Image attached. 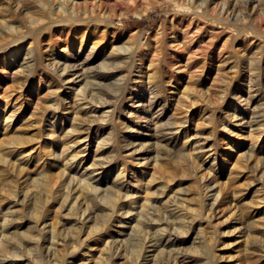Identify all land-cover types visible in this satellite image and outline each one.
<instances>
[{"label": "rangeland", "instance_id": "1", "mask_svg": "<svg viewBox=\"0 0 264 264\" xmlns=\"http://www.w3.org/2000/svg\"><path fill=\"white\" fill-rule=\"evenodd\" d=\"M58 1L0 0V262L151 264L142 205L158 264H264V0Z\"/></svg>", "mask_w": 264, "mask_h": 264}, {"label": "bare ground", "instance_id": "2", "mask_svg": "<svg viewBox=\"0 0 264 264\" xmlns=\"http://www.w3.org/2000/svg\"><path fill=\"white\" fill-rule=\"evenodd\" d=\"M46 1H49V0H46ZM59 3H58V8L59 9H62V10H65V0H62V1H58ZM53 3V2H52ZM67 5V4H66ZM31 48H29V50H30ZM14 52V51H13ZM61 52V51H60ZM59 52V53H60ZM63 52V51H62ZM12 58V57H11ZM15 59V58H14ZM64 67H67V65L66 66H64ZM96 97V96H95ZM91 98H94V94H92L91 95ZM20 152V151H19ZM22 153V152H21ZM0 157H1V154H0ZM40 173L38 172V175H39ZM42 174V173H41ZM37 175V176H38ZM42 176H44V177H47V175H46V173H43L42 174ZM90 177V176H89ZM39 179H40V177H39ZM93 179V178H92ZM42 180V179H41ZM79 182H81V184H80V188H81V190L83 191V192H86L87 190H90V189H92V190H95V196H97V195H99V192H98V194H97V192H96V190H97V185H96V183L95 182H91V180L90 179H88V178H83V179H81ZM95 183V184H94ZM116 183V182H115ZM113 184V183H112ZM117 185V184H116ZM50 186V185H49ZM70 186V185H69ZM78 187V188H79ZM79 188V189H80ZM117 188V187H116ZM106 189V188H105ZM114 190V189H113ZM116 193V192H115ZM79 195H81V193L79 194ZM218 195V194H217ZM37 196V195H36ZM39 196V195H38ZM70 197V196H69ZM147 197V196H146ZM218 197V196H217ZM42 198V197H41ZM78 198H79V196L77 197V199L75 200V202H77V200H78ZM81 198V197H80ZM84 198V197H83ZM216 198V197H215ZM71 199V198H70ZM82 199V198H81ZM90 200H91V198H90ZM73 201V200H72ZM85 202H86V200H84ZM83 201V202H84ZM100 203L98 204L102 209H103V207H105V206H108V205H117L116 204V201H118L117 200V196L116 195H114V192L112 191V190H108V189H106L102 194H100ZM74 202V203H75ZM69 204L71 203V201L70 202H68ZM81 203H82V201H81ZM119 203V202H118ZM144 203V202H143ZM142 203V204H143ZM149 203V202H148ZM79 204V203H78ZM86 204V203H85ZM146 204V203H145ZM71 205V204H70ZM74 204H72V206H73ZM98 206V207H99ZM146 206V205H145ZM81 207V206H80ZM142 207V205L140 206V209L138 210L137 209V215L136 214H134V215H136V216H138L135 220H136V224L132 227V232H131V234H130V241H129V248H130V250H129V252H133V254H134V252L138 255V256H141V254H144V252L146 253L147 251H145L146 249V247L144 246V243H145V240L147 239V240H149V241H154V245L156 246V248L158 249L159 248V246H160V244L162 243V248L164 247V245L167 243V240L164 242V237H166L165 236V234L163 233V232H160L159 230L158 231H156V229H158V228H153L152 226H151V228H153V230H155L156 232H153L152 233V230H150L149 228H148V225L149 224H147V218L149 217H145V211H143L144 210V208L142 209L141 208ZM146 207H148V206H146ZM70 208V207H69ZM85 208V207H84ZM87 208H88V205H87ZM86 208V209H87ZM96 208V207H95ZM94 208V209H95ZM100 208V209H101ZM106 208V207H105ZM135 208V207H134ZM137 208V207H136ZM75 209H76V206H75ZM91 209V208H90ZM99 209V210H100ZM101 209V212L103 211ZM110 209V208H109ZM132 209V208H131ZM85 210V209H84ZM97 210H98V208H97ZM98 210V211H99ZM108 210V209H107ZM106 210V211H107ZM111 210V209H110ZM133 210V209H132ZM145 210L147 211V208H145ZM77 211V210H76ZM92 211H93V209H92ZM116 211V210H115ZM128 211V210H127ZM130 211V210H129ZM136 211V210H135ZM74 212V211H73ZM78 212V211H77ZM88 213V212H87ZM91 213V212H90ZM94 213V212H93ZM148 213H151V211H149L148 210ZM187 213V212H186ZM92 214V213H91ZM154 214V213H153ZM173 214V213H172ZM177 214V213H176ZM180 214H183V213H180ZM86 215V214H85ZM90 215V214H89ZM102 215V214H101ZM149 215V214H148ZM179 215V214H178ZM183 215H185V216H187V214H183ZM193 215V214H192ZM92 216V215H91ZM90 216V217H91ZM94 216V215H93ZM174 216H175V214H174ZM154 217V216H153ZM180 218H186V217H182V215L181 216H179ZM8 218V217H7ZM83 218V217H82ZM135 218V217H134ZM173 218H175V217H173ZM187 218H188V216H187ZM5 219V218H4ZM191 219V218H190ZM84 220V219H83ZM178 220H180V219H178ZM188 220V219H187ZM186 220V221H187ZM2 221V220H1ZM53 221V220H52ZM87 221V220H86ZM95 221V220H94ZM181 221V220H180ZM190 221V220H189ZM130 222V221H129ZM191 222V221H190ZM2 223V222H1ZM1 223H0V226H1ZM7 223V222H6ZM5 222H4V224H6ZM11 223V222H10ZM47 223V222H46ZM11 224H13V223H11ZM95 224V223H94ZM133 224H134V222H133ZM132 224V225H133ZM151 224V223H150ZM175 224V223H174ZM186 224V223H185ZM184 223H182V222H180V225H178V226H180L181 228H182V230L183 229H187L186 228V225H185ZM47 225V224H46ZM53 225V224H52ZM71 225H73V224H71ZM145 225H147V226H145ZM152 225H154V224H152ZM158 225H159V223H158ZM192 225V224H191ZM48 226V225H47ZM150 226V225H149ZM188 226H190V224L188 225ZM2 227V226H1ZM0 227V228H1ZM49 227V226H48ZM92 227V226H91ZM94 227V226H93ZM98 227V226H97ZM130 227V226H129ZM180 228V229H181ZM2 229V228H1ZM52 229V234H48V235H51L50 236V238H46V239H49V242H47V243H49V246H48V251H47V254L46 255H48L49 257H51L52 256V249H51V247L53 248L54 247V243H55V241H56V236H57V232H55L56 230L54 229V228H51ZM179 229V230H180ZM194 229V228H193ZM50 230V229H49ZM91 230V229H90ZM92 230H93V228H92ZM95 230H96V228H95ZM165 230V229H164ZM177 230H178V227H177ZM190 230V229H189ZM196 230V229H195ZM198 230V229H197ZM3 231V230H2ZM1 231V232H2ZM5 231V230H4ZM15 231V230H14ZM28 231V230H27ZM31 231H33V230H31ZM31 231H29V232H31ZM176 231V230H175ZM180 232V231H179ZM183 233H184V231H182ZM181 232V233H182ZM190 232V231H189ZM197 232V231H196ZM196 232H194V233H196ZM10 233V232H9ZM27 233V232H26ZM91 233V232H90ZM171 233V232H170ZM170 233H168V234H170ZM182 233V234H183ZM193 233V234H194ZM7 234V235H6ZM24 234V232H22V235ZM30 234V233H29ZM33 234V233H32ZM36 234V233H35ZM34 234V235H35ZM2 235V237H0V255L2 254V253H5L4 255L5 256H7V255H9V256H11L12 258H13V256H18V255H20L21 253H19V252H17L16 253V251H11L10 250V248L9 247H11L9 244L11 243L10 242V238H11V236L9 235L8 236V233H7V231H6V233H5V235H4V233H2L1 234ZM28 235V234H27ZM26 235V236H27ZM37 235V234H36ZM42 235V234H41ZM188 235V234H187ZM19 236V235H18ZM25 236V235H24ZM43 236H44V234H43ZM164 236V237H163ZM168 236H170V235H168ZM199 236V235H198ZM198 236L196 237V238H198ZM28 237V236H27ZM32 237H33V235H32ZM32 237H30V238H32ZM46 237V236H45ZM14 238V237H13ZM167 238H169V237H167ZM194 239H195V237H193ZM33 239H34V237H33ZM41 239V238H40ZM44 239V238H43ZM26 240H27V238H26ZM13 241V240H12ZM42 241V240H41ZM149 241H147V242H149ZM28 241H25V243H27ZM33 242V241H32ZM31 242V243H32ZM46 242H45V244H46ZM199 242V241H198ZM197 242V243H198ZM21 243V242H20ZM169 243V242H168ZM167 243V244H168ZM202 243H204V242H202ZM16 244V243H15ZM23 244V243H22ZM38 245H39V243H37ZM41 244H42V242H41ZM150 244H151V242H150ZM164 244V245H163ZM173 244V243H172ZM21 245V244H20ZM28 244H26V246H27ZM30 245V244H29ZM29 245H28V247H29ZM33 245H35V244H33ZM48 245V244H47ZM47 245H45V246H47ZM53 245V246H52ZM153 245V244H152ZM35 246H37V245H35ZM170 246V245H169ZM197 247H198V245H196ZM33 247V246H32ZM147 247H149V246H147ZM151 247V246H150ZM153 247V246H152ZM194 247V246H193ZM13 248V247H12ZM128 248V249H129ZM161 248V252H157V253H153L152 254V256H151V258H150V260H153L154 259V261L151 263V264H158L157 263V260L159 259V257L161 256V254L160 253H162V251L164 250V249H162ZM174 248V247H173ZM211 248V247H210ZM30 249H33V248H30ZM151 249V248H150ZM20 250V249H19ZM25 250V249H24ZM152 251H153V249H151ZM196 250H197V248H196ZM206 250H207V248H206ZM21 251V250H20ZM28 251V250H27ZM31 251V253H35V254H37V256H40L41 255V253L40 252H36L37 250H30ZM40 251V250H39ZM149 251V250H148ZM184 251V250H183ZM194 251V250H193ZM208 251V250H207ZM44 252V251H43ZM164 252V251H163ZM212 252V250H210L209 251V254H212L211 253ZM54 253H55V255H56V251H54ZM148 253V252H147ZM23 254V253H22ZM34 254V255H35ZM55 255H54V257H55ZM147 255V254H146ZM9 256H7L8 258H9ZM23 256H24V254H23ZM36 256V255H35ZM42 256V255H41ZM47 256V257H48ZM145 256V255H144ZM25 257H28V256H25ZM45 257V256H44ZM61 257V256H60ZM104 257V256H103ZM102 257V258H103ZM208 257V256H207ZM211 257H212V255H211ZM16 258V257H15ZM105 258V257H104ZM143 258V257H142ZM208 258H210V257H208ZM3 259V258H2ZM35 259H36V261L37 260H40V258H38V257H35ZM61 259V258H60ZM5 260V259H4ZM4 260H2L1 262H0V264H9V263H7V260L6 261H4ZM10 260V259H9ZM15 260V259H14ZM18 260V259H17ZM149 260V259H148ZM147 260V261H148ZM48 261V260H47ZM62 261V260H61ZM100 261V260H99ZM108 261V260H107ZM9 262V261H8ZM32 262V261H31ZM40 262V261H39ZM104 262V261H103ZM161 262V261H160ZM18 263H19V261H18ZM26 263V262H25ZM24 263V264H25ZM17 264V263H16ZM27 264V263H26ZM53 264H55V261H54V263ZM56 264H57V262H56ZM150 264V263H149Z\"/></svg>", "mask_w": 264, "mask_h": 264}]
</instances>
